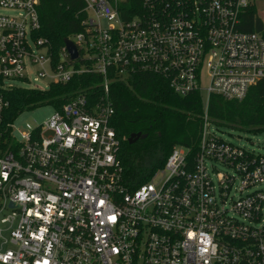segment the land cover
<instances>
[{
	"label": "built area",
	"instance_id": "1",
	"mask_svg": "<svg viewBox=\"0 0 264 264\" xmlns=\"http://www.w3.org/2000/svg\"><path fill=\"white\" fill-rule=\"evenodd\" d=\"M82 1L73 59L42 35L41 0H0L17 13L0 14V264H264V155L221 139L208 113L211 96L244 102L264 80V33L242 30L254 0H144L129 20L124 0ZM31 73L42 91L98 80L18 140L6 81ZM139 74L200 92L205 114L196 150L176 145L131 190L111 85Z\"/></svg>",
	"mask_w": 264,
	"mask_h": 264
},
{
	"label": "trees",
	"instance_id": "2",
	"mask_svg": "<svg viewBox=\"0 0 264 264\" xmlns=\"http://www.w3.org/2000/svg\"><path fill=\"white\" fill-rule=\"evenodd\" d=\"M143 1H122V17L129 20L139 14ZM84 8L82 0H41L42 35L50 40L54 50L58 51L66 39L84 30ZM257 18L256 7L251 6L243 15L242 30L255 32ZM97 80L82 76L66 85H51L45 91L13 87L6 93L9 107L5 119L14 122L20 114L47 105L60 109L75 92ZM111 96L116 110L112 125L121 140L119 158L124 180L131 190L150 182L164 168L176 145L196 150L205 114L200 92L181 97L157 76L139 74L127 82L113 83ZM208 113L217 127L264 130V80L244 102L211 96ZM134 134H141L142 138L129 144Z\"/></svg>",
	"mask_w": 264,
	"mask_h": 264
},
{
	"label": "rangeland",
	"instance_id": "3",
	"mask_svg": "<svg viewBox=\"0 0 264 264\" xmlns=\"http://www.w3.org/2000/svg\"><path fill=\"white\" fill-rule=\"evenodd\" d=\"M258 18L261 19L264 25V0H254ZM0 14L3 15H17V13L0 8ZM102 26L107 28L109 23L103 22ZM264 33V32H263ZM31 83L27 84L22 80L6 81V85L10 87H21L29 88L39 86L42 88L46 87V82L38 81L35 82L36 76L31 73ZM208 80L203 81L202 87L207 88ZM55 114V109L52 106H43L34 110L26 111L20 114L14 121V135L18 140L22 139L23 134L29 133L36 127L44 124L52 118ZM216 134L226 142L234 145L242 146L249 151L255 152L256 154L264 155V130L258 132H249L248 129H238L231 127H214ZM219 169L223 170L221 165ZM161 175L156 177V182L160 180Z\"/></svg>",
	"mask_w": 264,
	"mask_h": 264
},
{
	"label": "water",
	"instance_id": "4",
	"mask_svg": "<svg viewBox=\"0 0 264 264\" xmlns=\"http://www.w3.org/2000/svg\"><path fill=\"white\" fill-rule=\"evenodd\" d=\"M256 32L263 33L264 32V25L260 18H257L256 20ZM65 44L72 56L73 59L78 57V51L77 48L73 45L71 41L68 39L65 40ZM140 138H142L141 134H134L129 138V144L136 143Z\"/></svg>",
	"mask_w": 264,
	"mask_h": 264
}]
</instances>
